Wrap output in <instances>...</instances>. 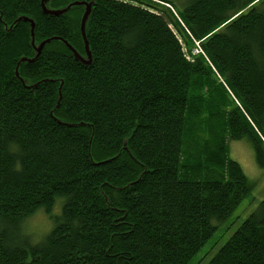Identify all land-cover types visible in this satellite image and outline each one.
<instances>
[{
    "label": "trees",
    "instance_id": "1",
    "mask_svg": "<svg viewBox=\"0 0 264 264\" xmlns=\"http://www.w3.org/2000/svg\"><path fill=\"white\" fill-rule=\"evenodd\" d=\"M41 1L0 0V264H188L252 189L228 141L264 169V0ZM207 264H264V201Z\"/></svg>",
    "mask_w": 264,
    "mask_h": 264
},
{
    "label": "rangeland",
    "instance_id": "2",
    "mask_svg": "<svg viewBox=\"0 0 264 264\" xmlns=\"http://www.w3.org/2000/svg\"><path fill=\"white\" fill-rule=\"evenodd\" d=\"M178 10L181 11L182 8L178 7ZM178 38H180L179 35ZM195 49L196 42L193 41V48H191L189 52L193 56L198 55L194 54ZM207 63L212 69L215 78L224 86L222 79H220V77L216 74L215 69H213L208 61ZM226 90L229 94L230 92L228 89ZM230 99L231 103H233V100L237 106L239 105L232 96ZM246 112L247 115L245 114V117L247 122L250 126L252 125L256 127L257 133L259 132L258 134H260L264 140V116L258 120L252 116L250 112ZM228 158L239 165L244 176L252 185V189L247 198L243 200V202L236 208V210L224 223L217 227L216 232L213 234L210 240L189 261L188 264H207V262L214 256L217 250L237 230L239 225L256 209L261 201H264V169L260 168L256 164L253 149L247 137H243L240 140L228 141ZM51 228L52 225L49 219L39 211L33 217L25 220L23 223V229H20L17 235H11L10 239L14 243L23 244V242L27 241L28 244L33 245L39 243Z\"/></svg>",
    "mask_w": 264,
    "mask_h": 264
},
{
    "label": "water",
    "instance_id": "3",
    "mask_svg": "<svg viewBox=\"0 0 264 264\" xmlns=\"http://www.w3.org/2000/svg\"><path fill=\"white\" fill-rule=\"evenodd\" d=\"M49 0H42L41 1V7H42V11L44 12V14H48V15H51V16H60L62 14H64L68 8L64 9V10H61V11H48L45 6H46V3L48 2ZM76 5V4H74ZM80 5H84L83 4H80ZM86 6V10H85V13L83 15V18H82V22H81V26H80V33H81V37H82V40L84 42V48H85V54H86V59H83L81 57H79L76 52H74L73 49H71L65 42L64 45L73 53L74 57L76 60L78 61H81L83 64H86V63H89V60H90V53L88 51V44L86 42V38H85V24H86V21H87V18L90 14V8H91V5H85ZM17 21H20V19H18ZM22 21L24 22H27L29 23L30 25V45L33 47V51L35 53V56H38V54L41 52V50L43 49V47L52 42V41H56L58 39H55V38H52V39H48V40H45L43 42H41L39 45L35 46L34 44V36H33V30H34V23L27 19V18H22ZM25 60H23L22 62H24Z\"/></svg>",
    "mask_w": 264,
    "mask_h": 264
},
{
    "label": "built area",
    "instance_id": "4",
    "mask_svg": "<svg viewBox=\"0 0 264 264\" xmlns=\"http://www.w3.org/2000/svg\"><path fill=\"white\" fill-rule=\"evenodd\" d=\"M194 54L202 55L204 57L203 52L201 51L198 43H196V49L194 51ZM206 61H207V59H206Z\"/></svg>",
    "mask_w": 264,
    "mask_h": 264
}]
</instances>
